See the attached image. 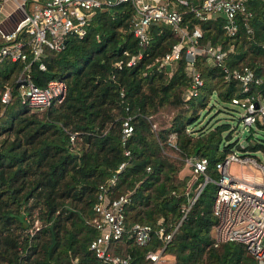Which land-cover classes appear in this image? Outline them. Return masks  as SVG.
Masks as SVG:
<instances>
[{"label": "trees", "instance_id": "16d2710c", "mask_svg": "<svg viewBox=\"0 0 264 264\" xmlns=\"http://www.w3.org/2000/svg\"><path fill=\"white\" fill-rule=\"evenodd\" d=\"M188 1L196 5L200 0ZM182 7L187 29L197 24L199 41L218 43L228 66L251 67L258 81L248 90L264 92V0H245L249 14H235L232 34L224 31L220 11L199 18ZM132 12L126 0L94 8L83 35L69 34L57 50L43 46L42 55L27 67L21 59L0 58V93L10 87L8 99L0 100V264H69L72 258L97 264L87 247L96 233L91 206L97 183L112 173L107 195L128 191L122 208L125 229L109 242L112 252L126 256L120 264H148L145 252L162 243L155 234L144 243L133 241L126 229L135 221L162 225L164 231L176 224L161 252L173 264H257L238 241L213 244V182L205 180L190 201L203 173L187 168L178 174L185 155L204 156V173L214 177V161L232 145L264 152L263 142L249 132L243 146L227 141L229 131L222 133L227 122L185 129L211 93L212 99L229 101L244 91L198 53L193 62L202 82L195 94L184 96V57L160 64L154 59L176 36L168 25L153 22L147 28L148 41L137 44L130 30ZM137 50L140 55L127 63ZM19 73L38 85L61 78L63 97L41 108L26 106L18 98ZM163 105L172 109L169 122L153 127L151 114ZM125 114L132 126L121 141ZM120 161L123 165L115 170Z\"/></svg>", "mask_w": 264, "mask_h": 264}, {"label": "built area", "instance_id": "2783aa9c", "mask_svg": "<svg viewBox=\"0 0 264 264\" xmlns=\"http://www.w3.org/2000/svg\"><path fill=\"white\" fill-rule=\"evenodd\" d=\"M21 11V18L11 31L0 32V58L21 59L22 67H27L28 61L38 59L42 55L43 46L60 49L66 36L74 34L81 36L85 32L86 24L94 8L105 7L120 0H13ZM129 1L133 12L130 18V30L137 44L144 45L148 41L147 28L150 23H164L168 25L176 36L160 56L154 59L160 64L163 61L172 62L180 55L184 57V66L188 75V83L183 95L195 94L202 79L194 66V56L198 53L204 59L213 62L222 70L224 78H234L239 83L240 94H232L229 101L240 107L238 118L245 125L264 124V92L248 90L251 82H257L253 70L246 64L228 66L224 60V52L218 43L200 42V29L194 24L189 30L186 22L182 21L180 5L187 6L193 13L204 18L212 11H220L223 15L222 27L229 34L236 29L235 14L243 12L245 0H200L193 5L188 0H126ZM140 55V50L131 53L126 62L131 63ZM28 60L26 61V57ZM116 63L118 61H115ZM38 66L43 67L42 61ZM19 101L28 107L41 108L52 100L58 101L64 95L65 84L61 78L50 77L44 84L33 83L27 75L19 73L16 77ZM10 87L5 86L0 93V100L6 101L10 95ZM130 115L125 114L120 121V139L131 130ZM249 127V126H248ZM72 134L69 135V138ZM173 133H169L167 141L172 142ZM238 146L245 141L235 138ZM238 149L240 152H238ZM126 153L127 149H123ZM245 149L233 145L222 157L214 161L216 175L208 177L204 173L206 158L204 156L185 155L183 164L193 172H202L203 179L197 184L190 201L200 190L205 180L214 184L210 208L215 217L211 224L213 244L234 240L242 243L245 250L253 257L257 264H264V166L250 155L242 154ZM251 160L258 165L260 173L246 177L242 173H230L228 165L231 161ZM123 165L120 161L115 170ZM114 173L105 181L97 183L95 201L91 208L93 214L90 222L96 233L89 239L87 247L94 253L97 264H120L126 261V256L112 252L109 242L117 238L125 229L123 221V203L128 198V191L108 196L106 189L113 180ZM186 208V206H185ZM176 225V224H175ZM175 225L164 231L162 225L153 227L148 222H132L126 230L137 243L146 242L153 234L162 239L161 245L145 252L148 264H173L171 257L161 254L166 240L170 237ZM69 264H79L72 258Z\"/></svg>", "mask_w": 264, "mask_h": 264}, {"label": "rangeland", "instance_id": "374dc122", "mask_svg": "<svg viewBox=\"0 0 264 264\" xmlns=\"http://www.w3.org/2000/svg\"><path fill=\"white\" fill-rule=\"evenodd\" d=\"M213 97L214 95L211 93L209 99L205 103V106L198 109L196 119L192 123H188L186 125V131H193L194 127H197V125L200 123L203 127L207 125V123H211L214 121H222L227 122L228 124L227 128L222 132L224 133L227 130L229 131V137L226 139L227 141L235 140L236 136L238 137V139H240V141H245L244 136L247 132H249L251 137L261 140L264 144V126L261 127L254 124H242V122L238 118L239 112L241 111L240 107L228 102L227 100H217L216 98L212 99ZM210 103L211 106H209ZM164 106L165 105L160 106L159 108H157L156 111L151 114L150 119L151 125L153 127H157L159 125H166L169 122V117L172 112V109L170 110L169 108ZM193 133L195 134L196 131H194ZM251 140L253 139L249 138L248 142H250ZM220 145L221 142L219 143V146ZM232 148L233 145L231 149ZM238 152H240L239 149ZM242 154H247L254 157L257 162L261 163L264 166V152L261 149L245 150V152ZM187 168L188 167H186L182 162L178 174L187 172ZM228 169L230 173L238 175L242 173L246 177H251L252 174L257 175L258 173H260L258 165L253 163L251 160L241 162L231 161L228 165ZM210 232H212V229H210Z\"/></svg>", "mask_w": 264, "mask_h": 264}, {"label": "crops", "instance_id": "0c3cea01", "mask_svg": "<svg viewBox=\"0 0 264 264\" xmlns=\"http://www.w3.org/2000/svg\"><path fill=\"white\" fill-rule=\"evenodd\" d=\"M21 15L13 0H0V32L11 31Z\"/></svg>", "mask_w": 264, "mask_h": 264}, {"label": "water", "instance_id": "95a60500", "mask_svg": "<svg viewBox=\"0 0 264 264\" xmlns=\"http://www.w3.org/2000/svg\"><path fill=\"white\" fill-rule=\"evenodd\" d=\"M19 82L18 81H16V84H18Z\"/></svg>", "mask_w": 264, "mask_h": 264}]
</instances>
